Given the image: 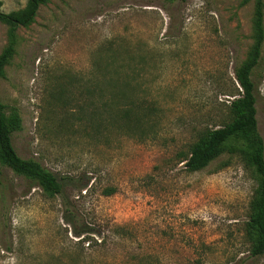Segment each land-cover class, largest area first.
<instances>
[{
    "label": "rangeland",
    "instance_id": "rangeland-1",
    "mask_svg": "<svg viewBox=\"0 0 264 264\" xmlns=\"http://www.w3.org/2000/svg\"><path fill=\"white\" fill-rule=\"evenodd\" d=\"M1 2L11 13L27 0ZM255 9V0H49L19 27L0 101L22 119L17 153L63 191L48 197L0 165V264H264L245 230L254 172L229 154L197 172L182 162L199 132L229 121ZM8 41L0 22V55ZM96 64L123 66L129 98L156 112L104 124L103 100L88 93L92 80L106 86ZM252 78L264 139V60Z\"/></svg>",
    "mask_w": 264,
    "mask_h": 264
},
{
    "label": "trees",
    "instance_id": "trees-1",
    "mask_svg": "<svg viewBox=\"0 0 264 264\" xmlns=\"http://www.w3.org/2000/svg\"><path fill=\"white\" fill-rule=\"evenodd\" d=\"M250 1L243 0V3ZM48 2L49 0H27L23 9L4 13L1 11L0 0V22L8 26L9 35L8 45L0 55V79L6 76V67L16 52L18 28L31 25L40 7ZM255 6L254 43L245 61L235 71L241 94L229 103V121L219 128H206L199 132L196 141L190 146L188 156H184L182 162L188 172H197L208 167L220 156L229 154L239 157L244 165L254 172L257 187L250 203L249 220L245 230L251 242V255L262 256L264 255V139L258 129L256 85L252 76L264 60V0H255ZM112 57L117 59L120 56L115 54ZM112 66L113 68L110 69L109 65H95L93 74L101 73L105 76L106 86L100 88L93 80L90 81V86L88 85V93L92 94L96 91L103 100L100 105L104 124L109 116H113L117 122L137 123L155 113L156 108L149 106L145 99L137 101L129 98L126 90L132 85V77L129 78L130 74L123 75V66ZM100 105L93 103L91 107L94 111H98ZM21 130L22 119L19 112L14 108L8 110V107L0 101V165L28 179L41 188L48 197L53 198L62 194V183L51 171L33 159H23L17 153L13 135ZM111 194L112 192H106V195Z\"/></svg>",
    "mask_w": 264,
    "mask_h": 264
}]
</instances>
